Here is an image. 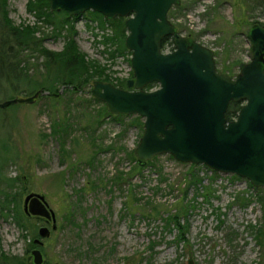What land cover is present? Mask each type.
I'll return each instance as SVG.
<instances>
[{"label":"rangeland","instance_id":"1","mask_svg":"<svg viewBox=\"0 0 264 264\" xmlns=\"http://www.w3.org/2000/svg\"><path fill=\"white\" fill-rule=\"evenodd\" d=\"M245 1L180 0L168 18L179 34L213 50L217 71L235 76L239 64L251 58L248 29L255 20L264 23V8L253 10ZM28 2L6 0L7 17L14 25L36 26L44 47L61 50L63 38L54 36L53 28L40 20L43 17L28 11ZM99 20L89 10L72 18L75 41L88 58L107 65L112 77L130 78V51L108 57L96 40L112 35L113 28L109 23L100 28ZM172 39L167 37L163 51L173 50ZM22 59L28 64V75L39 80L41 56L28 51ZM14 85L0 76V102L32 95L15 92L24 85ZM89 89L75 93L58 86L55 99L38 88L32 103L0 111V147L4 142L9 148L6 156L14 157L4 163L0 148V169L21 181L16 186L21 191L18 207L22 209L28 192H39L56 215L57 229L42 244L48 264H187L189 260L264 264V243L256 241L252 227L264 224V210L257 201L260 197L264 203V189L234 174H213L203 164H195L203 183H212L213 189L209 195L196 196L192 187L186 191L183 187L191 163L169 154L155 156L150 165L132 172L136 162L131 151L143 132L144 118L109 113L102 101L91 98ZM58 124L66 126L64 136L53 132ZM241 196L249 200L246 205ZM182 199L192 201L194 207L185 216L186 241L177 243V230L167 229L163 218ZM29 219L25 230L11 215H0V255L26 257L34 231L46 225L41 217Z\"/></svg>","mask_w":264,"mask_h":264},{"label":"water","instance_id":"2","mask_svg":"<svg viewBox=\"0 0 264 264\" xmlns=\"http://www.w3.org/2000/svg\"><path fill=\"white\" fill-rule=\"evenodd\" d=\"M180 0H49L51 10L77 16L87 10L106 19L123 17L124 40L131 52L132 76L126 87L95 80L91 95L111 114H137L143 132L133 149L136 163L145 166L161 154L182 163L203 164L211 170L234 174L264 189V26L254 23L246 33L251 58L231 76L216 69L212 49L191 36L178 33L168 18ZM172 36L174 48L161 49ZM156 83L157 87L147 89ZM39 95L14 96L0 108L32 103ZM231 101L241 102L233 119L225 116ZM27 217L49 224L38 228L40 238L57 229L56 215L44 194L28 192L22 202ZM29 264H43L40 248L30 251ZM187 264H193L191 260Z\"/></svg>","mask_w":264,"mask_h":264},{"label":"trees","instance_id":"3","mask_svg":"<svg viewBox=\"0 0 264 264\" xmlns=\"http://www.w3.org/2000/svg\"><path fill=\"white\" fill-rule=\"evenodd\" d=\"M246 2V1H245ZM249 2V3H248ZM247 7L255 10L258 7L264 8V0H247ZM6 0H0V17H1V29H0V76L3 81L7 84H12L15 82L23 84L18 88H14L15 92L24 93L25 95L33 94L34 91L38 88L48 91L50 98L57 99L58 86L65 87L66 90L71 92H85L86 86H89V93L91 94V88L95 80H101L105 82H110L119 87H126V78L119 79L117 77L111 76V71L108 69L107 65L99 63L96 59H90L83 52L77 42L74 39L75 28L72 21V18L76 19L77 16L70 17L68 13L64 10H51L49 0H29L27 9L28 11H34L38 19L43 20L48 25L53 28L54 36H61L63 38V48L59 51H53L44 47L40 41V38L36 36L38 28L32 25H14L11 20L7 17V12L5 8ZM179 5V4H178ZM175 5L176 8L179 6ZM172 8V7H171ZM170 8V9H171ZM89 12L98 15L100 20L98 22L100 28H104L106 23H109L112 30V35H103V38L96 40L98 43H101L104 46V51L108 53V57H114L116 54L123 53L126 50L124 44L126 36V28L124 24L123 17H116L112 20L103 19V16L96 12ZM64 15L62 18H56V16ZM253 23H257L255 20ZM252 23V24H253ZM261 26H264V23H259ZM89 25V24H87ZM173 38V37H172ZM167 37H164L161 41V49L164 48L166 44ZM173 41V39H172ZM111 46H107V45ZM36 54L42 58V69L41 78L39 80L31 78L28 74V68L23 61V55H26L27 52ZM129 52V51H128ZM131 54V52H129ZM130 76H132V70L130 71ZM156 83H151L147 85V89L153 88ZM21 89V90H19ZM48 96V97H49ZM92 99L98 101V99L91 96ZM19 104L9 105L6 108H0L1 112H4L7 108H16ZM241 102L231 101L227 107L225 116L227 119H233L236 117L237 112L240 108ZM139 117V116H138ZM53 132H56L59 136H64L67 132L66 126L58 124L53 128ZM1 154L3 157L4 163L13 159V156L7 157L6 152H8V147L4 142L1 144ZM131 159L136 162L135 156L132 155ZM171 156V155H170ZM149 163V162H148ZM147 165H150L147 164ZM198 166L195 164H189L187 171L185 172V180L183 187L186 191L189 187L194 189V195L201 194H211L213 189H211L212 183L204 184L203 178L198 172L195 171V168ZM206 170L211 171L213 174H216L214 170H210L205 167ZM143 169L137 163L133 165V170ZM232 177H239L237 175H232ZM21 182L18 176L9 177L4 174L2 169H0V215L5 216L6 218L11 215L13 221L22 229H27V217L22 209L18 207L21 191L16 189L17 183ZM182 187V188H183ZM195 196V197H196ZM205 196V195H204ZM194 197V199H195ZM245 202L243 205H246L249 200L244 196H241ZM240 199V197H237ZM262 208L264 210V203L258 197ZM192 201H187L182 199L175 211L167 212L164 219V226H167V229L175 228L177 230L176 242L186 241V224L187 219L185 216L190 214L192 207L194 205ZM243 202V201H242ZM155 207V213H158V208ZM31 218V217H30ZM183 218V222L181 219ZM254 229V237L259 244L264 243V224H259V226H252ZM34 237H38L36 231H34ZM32 238L29 245L30 248L37 247L34 244V239ZM39 247V246H38ZM41 250L43 247H40ZM30 251V249H28ZM29 254V252H28ZM48 262V261H47ZM26 257H16L8 256L5 253L0 255V264H26Z\"/></svg>","mask_w":264,"mask_h":264},{"label":"flooded vegetation","instance_id":"4","mask_svg":"<svg viewBox=\"0 0 264 264\" xmlns=\"http://www.w3.org/2000/svg\"><path fill=\"white\" fill-rule=\"evenodd\" d=\"M180 4V3H179ZM178 5V4H177ZM254 24V23H253ZM252 25V24H251ZM178 31V30H177ZM44 220V219H43ZM44 223L46 224V225H48V223L47 222H45L44 221ZM40 227V226H39ZM38 227V228H39ZM37 234H38V230H37ZM35 238H40L39 237V235H38V237H35ZM45 239V238H44ZM42 241H43V239H41ZM35 245H37V247H33V248H31L30 249V251L32 250V249H34V248H40V247H42V245L40 246V245H38V244H36V243H34ZM39 246V247H38ZM40 250H41V248H40ZM30 251H29V254H30ZM42 251V250H41ZM43 253V252H42ZM29 254H26V259H27V263L26 264H29L30 262H31V258L29 257ZM43 255H44V253H43ZM43 264H48V262H47V259L45 258V256H44V261H43Z\"/></svg>","mask_w":264,"mask_h":264}]
</instances>
